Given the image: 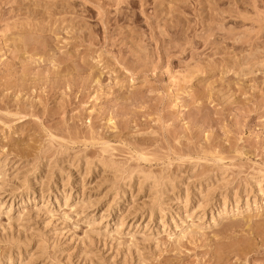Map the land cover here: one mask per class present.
Returning a JSON list of instances; mask_svg holds the SVG:
<instances>
[{"label": "rangeland", "instance_id": "obj_1", "mask_svg": "<svg viewBox=\"0 0 264 264\" xmlns=\"http://www.w3.org/2000/svg\"><path fill=\"white\" fill-rule=\"evenodd\" d=\"M0 264H264V0H0Z\"/></svg>", "mask_w": 264, "mask_h": 264}]
</instances>
